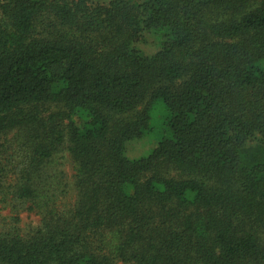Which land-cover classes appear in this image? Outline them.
Returning a JSON list of instances; mask_svg holds the SVG:
<instances>
[{
	"label": "trees",
	"instance_id": "obj_1",
	"mask_svg": "<svg viewBox=\"0 0 264 264\" xmlns=\"http://www.w3.org/2000/svg\"><path fill=\"white\" fill-rule=\"evenodd\" d=\"M0 205V264H264V0H0Z\"/></svg>",
	"mask_w": 264,
	"mask_h": 264
},
{
	"label": "rangeland",
	"instance_id": "obj_2",
	"mask_svg": "<svg viewBox=\"0 0 264 264\" xmlns=\"http://www.w3.org/2000/svg\"><path fill=\"white\" fill-rule=\"evenodd\" d=\"M157 135H158V133L150 135L151 139H155V136H157ZM147 148L148 147H145L142 145L135 148V150H133V148H129L128 156L131 158H137L136 156H132V155L142 153V151H143V153L141 155H139V157L147 156L150 152L147 150ZM9 216L10 215H9L8 211L5 210L4 208H2V206L0 205V226L4 225L5 221L9 218ZM38 222H39V217L37 215H35L34 213L25 212V213H22V215H21L20 226L23 230H27L31 226H36L38 224Z\"/></svg>",
	"mask_w": 264,
	"mask_h": 264
}]
</instances>
